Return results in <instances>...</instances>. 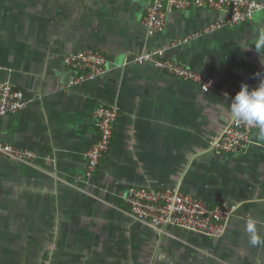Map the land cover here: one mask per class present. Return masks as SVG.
Wrapping results in <instances>:
<instances>
[{"label":"crops","instance_id":"crops-1","mask_svg":"<svg viewBox=\"0 0 264 264\" xmlns=\"http://www.w3.org/2000/svg\"><path fill=\"white\" fill-rule=\"evenodd\" d=\"M149 2L0 0V83L31 100L0 117V141L35 153L29 162L0 156V264H264V132L244 152L208 143L234 116L233 96L264 82V9L208 30L226 14L167 0L164 29L149 35ZM88 49L106 57L108 73L69 86L79 72L63 57ZM148 49L211 76L212 87L132 61ZM102 104L120 112L88 175ZM132 185L238 207L218 237L157 227L125 203Z\"/></svg>","mask_w":264,"mask_h":264},{"label":"built area","instance_id":"built-area-1","mask_svg":"<svg viewBox=\"0 0 264 264\" xmlns=\"http://www.w3.org/2000/svg\"><path fill=\"white\" fill-rule=\"evenodd\" d=\"M167 0H150L146 7L143 22L149 35L162 31L166 24ZM174 9L208 8L224 12L226 16L211 23L207 28L213 30L223 25L244 22L254 13L264 9V2L257 0H171ZM161 49L144 50L133 57L134 63H152L172 76L185 81L195 82L203 91H208L214 79L188 66L161 56ZM64 64L78 70V75L68 85L102 77L108 73L106 57L95 50H82L63 57ZM231 96V94H228ZM237 104L234 116L217 134L212 135L209 146L215 153L244 152L254 131L264 132V82H258L248 96H233ZM30 99L24 91L11 83H0V117L26 108ZM120 109L115 104H102L94 112L98 126V136L85 152L86 172H96L101 159L111 146L114 122ZM0 156L29 162L35 153L27 148L10 142L0 141ZM124 201L131 213L139 220L154 226L173 225L218 237L224 234L230 217L237 210V204L222 200L209 205L189 193L176 188L141 187L128 188ZM251 264H260L252 262Z\"/></svg>","mask_w":264,"mask_h":264}]
</instances>
